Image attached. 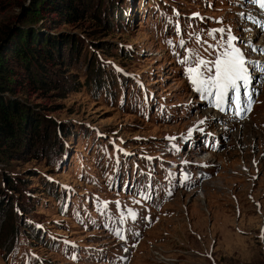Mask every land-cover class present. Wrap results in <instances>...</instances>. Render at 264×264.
<instances>
[{"label": "rangeland", "instance_id": "374dc122", "mask_svg": "<svg viewBox=\"0 0 264 264\" xmlns=\"http://www.w3.org/2000/svg\"><path fill=\"white\" fill-rule=\"evenodd\" d=\"M86 1L81 24L51 30L77 51L47 69L45 97L19 99L39 137L29 128L10 156L0 152V264H264V136L254 124L264 97L215 152L187 151L185 135L200 121L213 133V116L173 53L217 25L241 32L237 1ZM33 20L18 7L1 13L0 42L7 26ZM183 161L209 172L180 188L166 171Z\"/></svg>", "mask_w": 264, "mask_h": 264}, {"label": "trees", "instance_id": "16d2710c", "mask_svg": "<svg viewBox=\"0 0 264 264\" xmlns=\"http://www.w3.org/2000/svg\"><path fill=\"white\" fill-rule=\"evenodd\" d=\"M25 1L0 0V14L18 7L24 16L33 14L32 23L38 25L7 26L9 29L3 30L5 38L0 42V152L5 156L16 151L17 143L27 135L29 128L37 137L40 134L36 113L22 109L19 99L45 97L53 85V71L47 69L63 66L64 50L77 51L78 44L73 38L53 35L51 30L63 24H81L86 12L91 14L86 0H28L26 5ZM102 83V77L94 75L91 84L98 87Z\"/></svg>", "mask_w": 264, "mask_h": 264}, {"label": "snow or ice", "instance_id": "6c2138e0", "mask_svg": "<svg viewBox=\"0 0 264 264\" xmlns=\"http://www.w3.org/2000/svg\"><path fill=\"white\" fill-rule=\"evenodd\" d=\"M258 2L264 6V0H258ZM193 15L198 14L194 13ZM217 31H223V29ZM232 39H235V37L230 36L229 43ZM184 62L191 63L189 57H185ZM244 63L245 60L240 50L233 48L231 52L224 53L222 58H217L215 61L209 62L202 58L196 59L195 67H187L185 73L188 76L190 83L196 86V90L199 91L202 89L208 92H211L212 89L216 90L215 95L217 96V103L215 106L219 108L223 103L224 96L228 89L231 88L236 92H239V87L237 85L238 81L243 82L244 85L249 83V77L244 68ZM202 69L206 70L208 73L214 71V75L210 74L205 76ZM244 95L248 97V100L245 102L244 106L240 108L241 112L250 110L251 105V97L247 90H245ZM233 99L237 103L240 102L239 95L233 97ZM121 239H123L122 236Z\"/></svg>", "mask_w": 264, "mask_h": 264}, {"label": "bare ground", "instance_id": "6f19581e", "mask_svg": "<svg viewBox=\"0 0 264 264\" xmlns=\"http://www.w3.org/2000/svg\"><path fill=\"white\" fill-rule=\"evenodd\" d=\"M255 34H257V31H254Z\"/></svg>", "mask_w": 264, "mask_h": 264}]
</instances>
